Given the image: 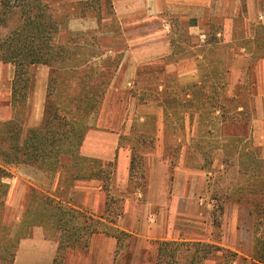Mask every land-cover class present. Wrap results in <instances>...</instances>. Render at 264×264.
<instances>
[{
    "label": "crops",
    "instance_id": "obj_1",
    "mask_svg": "<svg viewBox=\"0 0 264 264\" xmlns=\"http://www.w3.org/2000/svg\"><path fill=\"white\" fill-rule=\"evenodd\" d=\"M108 1L110 16L99 19L74 18L69 23L71 30L88 31L91 34L95 32L94 38L98 39L95 44L103 53L95 58L96 62L101 57L120 55L107 94L117 90L116 85H134L144 91L149 87H159L156 93L175 82L180 85H202L204 80L210 78L209 73L203 75L202 69L210 70L208 65H227L231 78L228 89L222 95L237 100V86L246 88L251 84L252 91L248 92L247 100L250 133L254 145L264 147V43L256 32L257 26H264V0ZM241 22L244 29L239 27ZM113 23L114 28H111ZM34 68L36 82L32 90L35 111L29 127H37L43 121L50 77L48 66L36 65ZM8 76L6 95L2 94V83L7 85V80L3 79L2 74L0 77V94L11 96L9 104L1 102L4 109L0 106V122L15 118L12 105L15 69H10ZM245 77H249L251 83L246 84ZM187 97L192 98L193 95L189 93ZM121 101L123 97L119 98ZM149 106L140 105L138 108L141 121L156 115V133L165 132L164 115ZM192 123L191 114H188L185 127L188 141L183 147L187 150L196 148L191 143V137L196 133V126ZM123 125L124 121H121L119 131ZM97 134L99 131L96 129L90 131V142L85 141L81 149H94L93 153H88L106 155L102 158L111 160L112 152L118 148V141L114 145L95 141L94 136ZM127 151L126 148H120L109 191L104 189L103 181L98 178L74 179L64 185L65 177L61 172L52 174L28 164L7 166L11 175L2 178V183L7 190L4 196L9 236L16 238L18 233L20 235L12 264H152L150 260L148 262L147 252L151 249L154 251L150 242L176 237V230L168 227L169 223L176 217L179 202L182 205L191 203L193 199L196 202L199 200L201 192L194 184L198 179L197 183H203L205 170L201 164L192 165V162L182 159L178 173L173 178L168 164L164 163L160 168L154 164L156 168H153L144 200L141 192L130 190L131 161ZM178 174L185 183L183 187L174 186L171 190L170 183L176 180ZM33 189L128 233L130 243L127 239L122 244L113 233L98 232L91 236L86 250L70 249L61 260L60 232L56 231L54 224H28L32 218V205L28 200L32 198ZM112 198L120 199L122 205L117 207L111 203ZM185 240L204 241L206 232L203 233L200 228L194 236ZM128 247L131 248V251L128 250L130 256ZM125 251L126 255L123 254Z\"/></svg>",
    "mask_w": 264,
    "mask_h": 264
},
{
    "label": "rangeland",
    "instance_id": "obj_2",
    "mask_svg": "<svg viewBox=\"0 0 264 264\" xmlns=\"http://www.w3.org/2000/svg\"><path fill=\"white\" fill-rule=\"evenodd\" d=\"M85 1L87 0H60L63 5L62 16L64 18L62 19V29L59 32L58 42L67 45L68 48H76L79 59L92 61L93 65L91 66L95 70L92 85L93 83L98 84L100 79L103 78L108 81L111 77L113 80L120 55L101 57L96 62L97 54L102 56L103 53L95 44V42L98 43V39L94 38L95 32L91 34L88 31L79 32L69 29L71 19L97 17L99 19L102 16L111 15L108 0H93L88 5L85 4ZM72 2L74 3L75 15L71 17L67 14L73 8L71 6ZM18 22L17 14H13L9 19L11 28L15 27ZM112 25L111 28H114V23ZM239 27L241 29L245 28L243 22L239 24ZM256 32L260 41L264 43V29L257 26ZM72 40H74V43ZM90 54H94V56L90 57ZM34 66L30 70L27 100L19 101L16 104L19 114L17 120L23 122L21 126L24 135L30 129L28 125L35 111L34 89L32 90V85L36 82V71L34 70L36 67L34 68ZM0 67V77L2 74L3 79L7 80V85L2 83L4 87L2 94L6 95L8 92V71L15 69V67L6 63H0ZM208 67L210 70L202 69V73L203 75L209 73V84L211 86L215 84L214 74L211 75L213 70H221L223 67H225V70L228 69L227 65H208ZM230 78L228 72L224 71L221 84H225V89H228ZM245 79L246 84L251 83V81H248L249 77H245ZM210 85L209 87L206 86L205 89L211 93V100L223 106L225 115L222 111L218 113V110L212 107L213 103L208 102L210 99L207 100L208 97L204 93L198 94L197 101H194L193 97L188 98L187 95L195 90L190 85H180L175 82L171 86L166 85L159 93H156L159 87H149L144 91L143 89L139 90L134 85L125 87L116 85L118 89L114 90L112 94H107L110 89L109 86L101 103L97 104L85 120V124L90 129L84 142L89 141L88 133L94 129L99 131V134L94 136L95 141L107 142L111 145L118 141L116 151H111V160L102 158L106 155L100 156L99 154L92 155L88 153V151L93 153L94 149L90 148L86 151L80 149L81 161L79 164L85 169L78 171L69 160L68 166L71 167L57 172L64 175V185L71 183L72 176L76 175L96 177V179L110 175L103 182V186L105 182H108L110 189L114 178L113 173L116 169V158L119 156L120 148H126L131 161L130 190L141 192L145 200L153 168H156L155 165L160 168L164 163L168 164L170 173L174 178L176 177L175 174L178 173V167L182 159H187V162H192V165L201 164L205 170L202 177L204 181L199 184L197 183L199 179H195L197 181L194 184L195 188L198 187L200 190L201 195L197 202L193 199L189 204L181 205L180 202L178 203L176 217L170 221V226H168L171 229L174 227L176 230V237L172 239L185 240L187 237L194 236L197 230L202 228L203 233L206 232V240L204 241L229 248L247 258L246 262L237 260L236 264H264V217L259 215L264 209V202H260V192L264 193V147L254 145L250 126L246 119L250 116L249 101L247 100L248 92L252 91L251 84L246 88H242L240 85L237 86L239 93L237 102L245 104L247 107L245 114L241 116L233 114L234 103L222 96L221 89L217 91L211 88ZM2 94H0V99H3L0 101V106L4 109L1 102L9 104L11 96L6 97ZM121 97H123V101L119 102ZM204 101L206 103L203 104ZM140 105H150L149 107L155 108L158 113L164 115L165 132L156 133V127L158 126L156 115H151L148 119L141 121L137 112ZM1 113H3V110ZM188 114H191L192 125L196 126V133L191 137V143L193 147H196L193 150L183 148L188 141V135L185 134ZM236 118L239 120L233 123L232 119ZM121 121H124V125L119 131ZM91 135L93 136L92 133ZM96 151L106 154L101 150ZM57 172L50 173L56 174ZM184 183V178L178 174L176 180L170 183V188L172 190L175 187H183ZM159 185L160 181L157 182V186ZM5 198V196L0 197V256L3 255L4 257L7 256L4 252L7 248L6 245L12 243L15 239L9 236L10 229L7 225L8 213ZM28 202H31V198ZM112 202L117 207L122 205L120 199L112 198ZM151 214L153 213L151 212ZM127 239L123 238V243ZM128 242L130 243V239H128ZM150 246L154 247V251L152 252V249L147 251L148 262L150 260L153 264L156 241H151ZM8 250L13 252V249ZM128 250L131 251V248L128 247L127 252ZM147 252L145 255H147ZM123 254L126 255V251ZM128 255L130 256V252H128ZM0 264L9 263L0 260Z\"/></svg>",
    "mask_w": 264,
    "mask_h": 264
},
{
    "label": "trees",
    "instance_id": "obj_3",
    "mask_svg": "<svg viewBox=\"0 0 264 264\" xmlns=\"http://www.w3.org/2000/svg\"><path fill=\"white\" fill-rule=\"evenodd\" d=\"M92 2L93 0H87L85 4ZM62 6L60 0H0V63L15 67L12 87L15 118L0 122V197L7 191L2 178L11 175L6 169L10 165L28 164L46 172H57L71 167L68 166V161L71 160L72 166L78 171L85 169L79 164L80 149L90 129L85 120L97 104L101 103L112 79L110 77L107 81L103 78L98 84L91 85L95 77L92 61L79 59L76 48L71 49L58 42L64 18ZM71 6L73 8L67 15L72 17L75 15L73 2ZM13 14L18 15L19 22L11 28L9 19ZM261 27L264 29V26L260 25ZM94 54H90V57ZM34 65L48 66L50 77L43 121L37 127H30L24 135L21 126L23 122L17 120L19 114L16 104L27 100L30 70ZM224 71L229 72L225 67L213 70L211 75L214 74L215 84L212 86L209 80H204L202 85L190 86L195 89L191 93L194 101H197L199 93H204L207 100L210 99L208 102L213 103L212 107L222 111L223 115V106L211 100V93L205 87L210 85L211 88L224 92L225 84H221ZM216 97L218 98L217 94ZM230 100L234 103L233 114H245V104L238 103L236 99ZM240 107L242 110L238 111ZM246 119L248 123L249 118ZM232 120L234 123L239 119ZM109 176L100 179L104 182ZM72 177V180L92 178L83 175ZM104 187L109 191L108 182H105ZM263 194L260 192V202H264ZM30 205L32 218L28 224L53 223L54 228L60 232L61 260L70 249L86 250L94 233H113L122 244L123 238L130 237L128 233L107 225L103 220L36 189H33ZM259 215L264 217V209ZM19 239L18 233L14 241L6 245L4 252L7 256L1 255V261L12 264ZM8 249H13V252ZM237 260L246 262L247 258L215 243L171 239L156 241L153 264H236Z\"/></svg>",
    "mask_w": 264,
    "mask_h": 264
}]
</instances>
